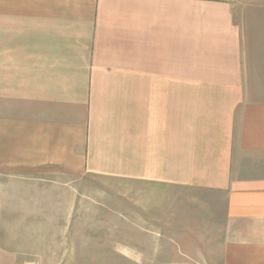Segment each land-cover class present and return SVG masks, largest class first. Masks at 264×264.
Here are the masks:
<instances>
[{
  "label": "crops",
  "instance_id": "obj_1",
  "mask_svg": "<svg viewBox=\"0 0 264 264\" xmlns=\"http://www.w3.org/2000/svg\"><path fill=\"white\" fill-rule=\"evenodd\" d=\"M86 178L264 264V0H0V264Z\"/></svg>",
  "mask_w": 264,
  "mask_h": 264
},
{
  "label": "rangeland",
  "instance_id": "obj_2",
  "mask_svg": "<svg viewBox=\"0 0 264 264\" xmlns=\"http://www.w3.org/2000/svg\"><path fill=\"white\" fill-rule=\"evenodd\" d=\"M84 184L70 217L32 226L38 256L19 259L33 264H197L198 249L213 248L218 241L201 242L199 226L176 217L161 219L155 211L159 218L150 217L147 224L144 218L132 219L123 180L86 178Z\"/></svg>",
  "mask_w": 264,
  "mask_h": 264
}]
</instances>
